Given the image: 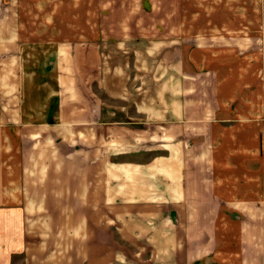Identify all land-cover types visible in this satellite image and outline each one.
Masks as SVG:
<instances>
[{
  "label": "crops",
  "instance_id": "1",
  "mask_svg": "<svg viewBox=\"0 0 264 264\" xmlns=\"http://www.w3.org/2000/svg\"><path fill=\"white\" fill-rule=\"evenodd\" d=\"M62 1L0 0V264H264V0Z\"/></svg>",
  "mask_w": 264,
  "mask_h": 264
},
{
  "label": "rangeland",
  "instance_id": "2",
  "mask_svg": "<svg viewBox=\"0 0 264 264\" xmlns=\"http://www.w3.org/2000/svg\"><path fill=\"white\" fill-rule=\"evenodd\" d=\"M138 1L139 0H137L136 3H134V2L132 3V7H134L135 9H137V6L140 7L138 5ZM206 1L207 0H205V6L207 7V2ZM135 5H137V6H135ZM249 5H250V2H249ZM52 6H53V2H52ZM191 6H192L191 5V1H189V6H188L189 7V12H191V10H190ZM77 7H78V5L74 4L73 0H66V2L62 1V3L59 6V8L64 9L65 11L59 12L58 14L66 15L67 20H69L72 23L79 24L80 23L79 22V19H80L79 18V11H73ZM200 7L202 8V6H200ZM70 8H72V11L69 10ZM198 9L201 10L199 8V6L197 5L196 10H198ZM69 15H72L71 18H69ZM205 16H206V14H205ZM205 16H202V17L206 19ZM94 17H95L94 13H92V16L90 17V19L88 17V23L89 24L94 19ZM82 22H84V20ZM66 30L68 32L69 28L66 29ZM71 32H72L71 34H73V36H76V37L79 36L78 35L79 27L78 28H72ZM160 46H162V44L157 45V44L151 43V44H146L145 45V44H139V43H135V44H129V43L117 44V43H114V44L102 45V48L105 49L106 53H109L105 57V62L108 61V60H111L112 57H111L110 53H112V55H115L119 59V60H113V62H116L118 64H120V63L126 64V61L123 60L124 59L123 54L124 55H128V57L131 60H135L137 58L135 53H138V52L144 53L147 49H150V48L153 49L155 47L158 48ZM191 46H192V48L196 47V45H191ZM216 47L231 48L230 51L236 50V51H238V53H239L240 50H242V52L240 54L241 57L237 56L236 58L233 59V58H231L232 56H226L229 53V52H226L223 55V58H229L230 60L221 59V60H217V63H219V62L221 64L224 63V64H226V66H231V67H238L237 64L241 63V67H243V68L257 69V70L260 68V70H259V78L264 81V43L263 44H247V47H245L244 44H224V45H216ZM255 52H256V54H255ZM219 54H221V53L219 52ZM152 57H153L152 67L157 69L159 67V63H160L161 58L163 59V55H159V54L155 53ZM108 62H111V61H108ZM224 69H226V68H224ZM263 98H264V93H263ZM263 122H264V117H263ZM52 126L53 125H51V133L53 134L54 130H52ZM263 126H264V124H263ZM70 127H74V126L70 125ZM70 134H71L70 137L72 138V140H68V139H65V140H67V142L71 143V146L68 147L70 150L69 149H66V150H69L70 152H72V151L75 150V148H73V147H75V145L78 146V137H76L78 132L76 130H73V132L71 131ZM73 139H75V140H73ZM75 142L77 144H74ZM60 143H61V141H53V140H51V147L57 149ZM64 143L66 144V142H64ZM71 154H74V152H72ZM41 207L46 208V209L42 208L43 210L41 209V211H44V212H50L51 211V204H45V205L42 204ZM50 221H51V219H48V222H50ZM35 222L39 223L37 221V219L36 220L26 219L25 222H24V225H25V227L32 229L33 228V224L37 227V224ZM57 223L60 226H65V222L64 221H59ZM109 223H110L109 222V218H106L104 220V224H105L104 226L105 227L102 230H99V231H105V235L106 234L109 235V232L111 233V231L113 230ZM41 224H44V221L40 220L39 225H41ZM69 224H73V225L77 226L75 221H67L66 225H69ZM8 231H12V230H8ZM111 238H112V236L109 235L108 236V240H110ZM142 244H143V242H142ZM144 246H146L148 248L147 244H145ZM148 250L152 251L154 249L150 247ZM140 263H142V262H138V261L134 262V264H140ZM149 263H151V264H160L159 263V255H155L152 258L151 262H149Z\"/></svg>",
  "mask_w": 264,
  "mask_h": 264
}]
</instances>
